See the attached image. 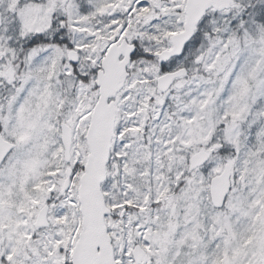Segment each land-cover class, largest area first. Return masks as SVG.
I'll return each mask as SVG.
<instances>
[{"label":"snow or ice","instance_id":"6c2138e0","mask_svg":"<svg viewBox=\"0 0 264 264\" xmlns=\"http://www.w3.org/2000/svg\"><path fill=\"white\" fill-rule=\"evenodd\" d=\"M0 264H264V0H0Z\"/></svg>","mask_w":264,"mask_h":264}]
</instances>
